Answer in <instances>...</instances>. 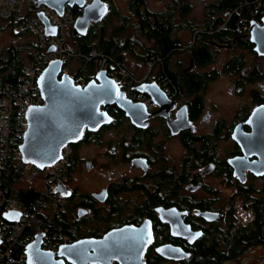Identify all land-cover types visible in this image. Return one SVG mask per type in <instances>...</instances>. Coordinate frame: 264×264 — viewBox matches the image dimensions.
<instances>
[{
    "label": "flooded vegetation",
    "instance_id": "obj_1",
    "mask_svg": "<svg viewBox=\"0 0 264 264\" xmlns=\"http://www.w3.org/2000/svg\"><path fill=\"white\" fill-rule=\"evenodd\" d=\"M220 17L224 22L213 31H205L203 21L188 44L178 31L186 34L189 29L176 25L180 42L174 43L167 60L174 73V79L170 78L173 90L163 82L160 67L156 74L147 73L145 84L156 83L164 93L161 100L151 98V104L144 106L130 100L131 115L111 104L107 109L110 123L96 132L86 128L82 139L71 145L61 185L71 204L59 220L72 233L71 243L121 232L116 242L110 241L114 244L106 250V264H231L264 246L242 250L240 244L222 242L231 225L233 230L240 228L241 208L252 207L251 193L260 192L264 181V175L249 169L244 170L242 181L233 165L238 159H244L246 166L259 161L260 151L252 144L241 145L244 137L256 133L258 141L264 139V129L254 128L256 119L264 116L251 121L264 108V53L251 40L252 27L257 32L264 29V10L256 11L241 31L230 27L233 16L229 11ZM200 34L217 36L205 42V62L193 54ZM150 42L143 55L119 47L125 56L138 59V77L143 76V62L154 48ZM94 76L95 72L89 81ZM117 87L124 91V85ZM89 146L103 152L92 159L82 158L81 149ZM101 156L106 162L96 160ZM84 171L104 178V186L98 184L90 192L78 190L74 181ZM189 230L201 237L192 241ZM172 254L186 257L177 260Z\"/></svg>",
    "mask_w": 264,
    "mask_h": 264
},
{
    "label": "water",
    "instance_id": "obj_2",
    "mask_svg": "<svg viewBox=\"0 0 264 264\" xmlns=\"http://www.w3.org/2000/svg\"><path fill=\"white\" fill-rule=\"evenodd\" d=\"M37 4H45L59 14L63 13L65 5L78 6L83 9L82 15L78 17L75 24V30L81 37H86L91 25L102 22L109 12L103 0H95L86 7L84 0H40ZM38 17L44 24L48 35H57V28L50 26L42 13ZM53 30H55L54 33ZM251 34V40L257 44V50L264 53V29L257 32L252 27ZM49 51L53 52L55 48L51 47ZM62 69L63 63L60 60L52 61L46 67L38 80L46 105L39 108L33 107L27 113L28 130L21 147L22 159L25 164H33L41 170L61 160L63 148L78 143L86 128L90 132H96L103 125L110 123L111 119L107 109L111 104H117L119 108L127 112V115H131L129 104L131 101L118 91L117 83L109 78L106 72L95 74L85 86H80L75 83L72 76L62 74ZM137 90L148 94L155 101L161 100L164 95L156 83L142 84L137 87ZM102 106L103 109H101ZM259 115L264 116V108L257 110L251 121ZM254 128L264 129V118L256 119ZM240 143L244 148L252 144L253 148L260 151L259 161L246 166L244 159L234 160L236 176L245 181L243 172L246 169L251 170L257 176L264 175V139L258 141L255 133V135L244 137ZM59 191H62L61 186ZM10 213L4 216L7 220L15 218H10ZM203 214L207 217L212 215ZM172 225L175 229L176 225L174 223ZM187 236L192 238V241H196L201 237V233L189 230ZM119 237H121V232L113 231L101 240L81 239L63 246L57 253H51L41 249L42 236L39 235L25 249V253L28 256V264H64V261L59 258H64L72 264H106L108 259L106 250L113 248L114 244L110 241L116 242ZM1 243L0 239V245ZM171 257L178 260L186 256L172 254Z\"/></svg>",
    "mask_w": 264,
    "mask_h": 264
},
{
    "label": "built area",
    "instance_id": "obj_3",
    "mask_svg": "<svg viewBox=\"0 0 264 264\" xmlns=\"http://www.w3.org/2000/svg\"><path fill=\"white\" fill-rule=\"evenodd\" d=\"M40 0H0V17L10 19L15 24L14 33L21 34L26 27H23L22 22L26 13H34L37 20L27 21V26L37 40L35 47L42 52L35 60H30L24 68V72L18 77L15 86L9 83L0 84V168L3 166L15 165L18 166L25 178L33 182L39 179L50 192L62 193L58 191L66 178V172L70 164L72 146L67 145L63 148L62 158L53 166L46 167L41 170L33 164H25L22 159L21 147L25 140V135L28 130L27 113L33 107H42L46 105L45 99L42 96L38 80L43 74L46 67L55 60H60L63 63L62 74L72 73V69L67 63L76 59H85L87 62L95 61V74L106 72L108 77L114 80L117 85H124L123 94L128 100H134L138 103L149 105L152 102L148 94L138 92L135 87L145 84L149 78L134 79L128 73L127 69L121 62L106 54L95 53L84 55L78 50L70 49L66 37V29H71V36L76 39L78 34L75 30V24L78 15L74 12V7L65 5L62 14H59L53 8L45 4H37ZM95 0H84L85 7L91 5ZM80 9V8H79ZM83 12V9H80ZM43 14L48 23L58 30L57 35H48L45 26L38 17ZM256 13V12H255ZM250 23V21H249ZM248 23V24H249ZM70 24V26H68ZM51 47L55 51L50 52ZM151 63V62H150ZM74 80L77 85L85 86L86 83L78 74L74 75ZM13 118L15 122L13 123ZM15 124V127L13 126ZM53 198V197H52ZM58 198V196H55ZM56 205L60 207V212L64 209L61 207L63 201L56 199ZM20 213L19 217H15L12 221L17 224L27 226H35L45 232L63 238L66 244L71 243V239L63 232L56 230L51 231L50 222L32 215L27 206L17 197L8 196V188L0 186V217H4L7 213ZM24 228L20 229L16 226L5 224L0 219V239L4 249H0V264H28V256L25 249L33 242L24 233ZM20 248L21 253L17 257L13 256L16 249ZM41 249L45 252L54 253L46 245H41Z\"/></svg>",
    "mask_w": 264,
    "mask_h": 264
},
{
    "label": "trees",
    "instance_id": "obj_4",
    "mask_svg": "<svg viewBox=\"0 0 264 264\" xmlns=\"http://www.w3.org/2000/svg\"><path fill=\"white\" fill-rule=\"evenodd\" d=\"M103 1L106 2L108 0ZM129 3L132 16L137 19L143 35L154 43V48L150 49L151 55L146 58L145 62H153L154 57L157 56L162 58L164 64H162L161 67L158 64L160 67V75L163 77V82L167 83L168 87L173 90V84L170 82V78L174 79V73L167 64V60L171 57L170 53L171 49L174 47V43L180 42L175 36L177 31L175 27L178 24L182 28H191L192 32H195L199 27L187 18L192 10L191 2L189 0H171L168 11L165 13H155L151 11L146 6L147 3L145 0H129ZM224 10L229 11L233 16L229 24L230 27L234 30L241 31L246 27V23L256 11L259 13V10H264V0H215L214 3L208 6V10L204 17L203 23L205 31L216 30L217 27L224 22V19L220 17V14ZM74 12L78 16L82 15V10L76 6L74 7ZM30 15L31 14L26 13L24 21L22 22L23 27H26L25 30L28 31L30 30L27 26V20ZM117 15L119 14L117 13L116 16ZM0 20H2V22L5 20L7 21V19L2 17H0ZM9 24L14 29L15 24L10 19ZM106 26L107 24L96 27L92 24L88 35L86 37L78 35L72 44H69L70 49L75 48L84 55H90L92 53L106 54L123 64V58L116 53V49L120 47L124 48V50H134L136 45L132 40H126V44L122 46L115 38L107 36L108 29ZM25 30L19 35L24 34ZM123 30L124 28L121 27L118 31L120 32ZM1 31L2 27L0 26V34ZM216 37L217 36H207V34L197 35L195 38L197 43L193 48L194 57L205 62L207 57L206 53H208L205 42L208 39H214ZM35 50V53H29V61L37 58L39 53H37L36 47ZM152 50L158 52V54H154ZM69 64L70 63H67L66 65ZM91 64L93 63L87 62L85 59H81V63L79 64L78 75L84 79L85 83L89 82L94 70ZM25 66L24 59H22L18 47L10 46L7 50V56L4 58L0 56V84L9 83L15 86L18 77L24 72ZM123 66L125 65L123 64ZM14 122L15 118H13V123ZM13 126L15 127V124ZM22 175L23 173L19 167H13L11 165L6 166L3 170H0V186L8 188V196L17 197L21 200L32 215L50 222L51 231L53 229L59 233L63 232L70 237L72 233L60 223L59 216L62 213L56 212L55 214H50L41 211L45 205V201L47 202V198L41 190H37L33 187L16 190L12 187L15 182L22 179ZM252 200L254 204L249 208L252 211V220L245 224V226L241 224L240 228L237 230H233V225H231L229 231L222 235V242L224 244H240V248L243 250L251 245H261L264 243V181L262 190L256 192ZM237 234H239V236H237ZM0 249H4L3 245ZM231 249H233L232 246ZM19 253H21L20 248L14 251L13 256L17 257Z\"/></svg>",
    "mask_w": 264,
    "mask_h": 264
},
{
    "label": "rangeland",
    "instance_id": "obj_5",
    "mask_svg": "<svg viewBox=\"0 0 264 264\" xmlns=\"http://www.w3.org/2000/svg\"><path fill=\"white\" fill-rule=\"evenodd\" d=\"M146 6L155 13H165L168 11L169 5L171 3V0H145ZM192 4V10L187 16V18L194 22L197 26L202 24L204 21V17L206 14V11L208 10V6L212 4L215 0H209V1H198V0H189ZM106 3L110 7V11L107 14V16L104 18L102 22L96 25L97 26H103L107 24L108 29V37L115 38L117 42L121 45H124V42L126 40H132L134 38L135 48L134 50H128L129 53L133 54H144L143 48L151 47L152 43L147 39L143 33L139 32L137 28L134 27V24L136 25V20L133 19V16L131 15V8L129 0H108ZM119 15L116 16L117 13ZM83 13V12H82ZM30 14V13H29ZM81 16V15H79ZM120 17V18H119ZM37 20L34 13L31 12V15L29 16L28 20L29 22ZM0 26L2 27V31L0 34V56L3 58L7 56V50L10 48V46L18 47V51L20 52V55L22 56V59H24L25 65L28 64L29 59L28 55L31 52H36L35 50V41L37 40V37L30 31L25 30V33L22 35H16L13 32V27L9 24V19L7 21L0 20ZM70 26V24H68ZM75 26V25H74ZM121 27L124 28L123 31H118ZM188 30L185 33H182L178 31V35L182 36L185 43H190L193 41V37L195 32ZM199 29V27L197 28ZM196 29V30H197ZM71 29H66V37L69 44H72V42L75 40L71 36ZM34 45V47H33ZM145 47V48H146ZM73 50H76L75 48ZM42 51L37 50V53H41ZM44 52H42L43 54ZM116 53L123 58V64L124 67L127 69V73L134 79H145V76L147 73H153L156 74L157 68H159L162 64H164V60L160 57L154 58L153 62H143V76L138 77L140 74L136 73L137 67H138V59L136 57H130L129 55L123 54L122 51L116 49ZM98 57L99 54L102 53H95ZM126 59V60H125ZM125 62V63H124ZM81 63V59H74L70 62V67L72 69V73H70V76H73L75 74H78V68L80 67L79 64ZM93 67V73L95 72L96 63L93 61L92 64ZM74 77V76H73ZM3 85V84H2ZM103 150L98 147L89 146V147H83L81 149V156L82 158L92 159L94 158L97 153H101ZM72 155V153H71ZM96 160L102 162H106V159H104L102 156L96 158ZM13 167H18L15 165H11ZM127 171L126 168L123 167V172ZM25 175H22V179L18 180V182H15L12 187L17 189L20 188H27V187H33L37 190H41V185H43L41 178L43 175L39 178L33 181V183H28L25 180ZM78 177L77 180L74 181V185L78 187V190L81 191H93L96 189L98 184L100 186H104L105 179L99 177L95 173H89V172H82L81 176ZM101 180V181H99ZM260 186V182L258 184ZM253 196H255L256 192L253 191L251 193ZM47 200V199H46ZM48 203V204H47ZM71 204V201L68 202V206ZM67 206V207H68ZM248 205H243V210L241 208V217L242 224H247L252 220L251 214H249L250 210L247 208ZM67 209V208H66ZM43 213H50L55 214L56 212H60V207L56 204H53L51 201L47 200L45 201V205L43 209L41 210ZM249 211V212H248ZM264 232V228H263ZM240 261H234L231 262V264H264V246L260 248H255L252 251H249L248 253L244 254L243 257H240Z\"/></svg>",
    "mask_w": 264,
    "mask_h": 264
},
{
    "label": "bare ground",
    "instance_id": "obj_6",
    "mask_svg": "<svg viewBox=\"0 0 264 264\" xmlns=\"http://www.w3.org/2000/svg\"><path fill=\"white\" fill-rule=\"evenodd\" d=\"M5 167L6 166L1 167L0 170H3ZM23 176H24V174H23ZM25 180L28 183H33V182L28 181L26 178H25ZM41 187H42L41 191L44 193V195L47 198V200L51 201L53 204H56V199H58V198L61 199L63 201V205L61 207L64 209V211L66 210V208L68 206V201H67V197L63 193L50 192V190L47 189L44 185H41ZM55 196H58V198H55ZM0 219L5 224L11 225V226H16L17 228H20V229L24 228L23 224H18L19 222H17V224H16L12 220H7L5 217H0ZM24 233H25V235L27 237H29L33 241L36 240L37 236H39V235L42 236L41 245H46L54 253L58 252L63 246L67 245L63 238H61L59 236H55V235H53L51 233L45 232V231H43V230H41L39 228H36L35 226H32V225L25 227L24 228Z\"/></svg>",
    "mask_w": 264,
    "mask_h": 264
},
{
    "label": "snow or ice",
    "instance_id": "obj_7",
    "mask_svg": "<svg viewBox=\"0 0 264 264\" xmlns=\"http://www.w3.org/2000/svg\"><path fill=\"white\" fill-rule=\"evenodd\" d=\"M54 31H55V30H53V33H54ZM57 190L59 191V189H57ZM19 215H20V213H18V212H16V213H10V214H9L10 218H11V217H17V218H18ZM197 235H199V234H197ZM30 247H31V246H30ZM73 247H75V246H73Z\"/></svg>",
    "mask_w": 264,
    "mask_h": 264
},
{
    "label": "clouds",
    "instance_id": "obj_8",
    "mask_svg": "<svg viewBox=\"0 0 264 264\" xmlns=\"http://www.w3.org/2000/svg\"><path fill=\"white\" fill-rule=\"evenodd\" d=\"M76 7H78V6H76ZM79 8V7H78ZM81 9V8H80ZM70 75V74H69ZM73 77V76H72ZM74 78V77H73Z\"/></svg>",
    "mask_w": 264,
    "mask_h": 264
}]
</instances>
